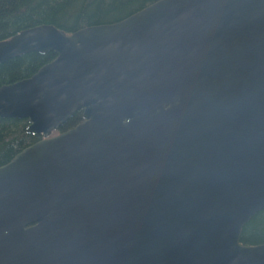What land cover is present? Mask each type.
<instances>
[{"label": "water", "instance_id": "water-1", "mask_svg": "<svg viewBox=\"0 0 264 264\" xmlns=\"http://www.w3.org/2000/svg\"><path fill=\"white\" fill-rule=\"evenodd\" d=\"M0 88L41 140L0 167V264H264V0H159L113 25L39 26ZM82 112V122L58 133Z\"/></svg>", "mask_w": 264, "mask_h": 264}, {"label": "trees", "instance_id": "trees-1", "mask_svg": "<svg viewBox=\"0 0 264 264\" xmlns=\"http://www.w3.org/2000/svg\"><path fill=\"white\" fill-rule=\"evenodd\" d=\"M159 0H0V42L18 33L47 25L66 34L89 27L113 25ZM55 59L54 53L26 54L0 64V88L34 75ZM82 122V112L75 113L59 133ZM27 120L0 119V167L18 153L41 140L28 135ZM240 244H264V210L255 214L242 228Z\"/></svg>", "mask_w": 264, "mask_h": 264}]
</instances>
